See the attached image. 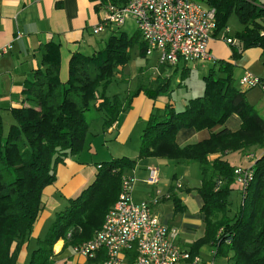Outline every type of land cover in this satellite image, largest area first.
Masks as SVG:
<instances>
[{"label": "trees", "instance_id": "trees-1", "mask_svg": "<svg viewBox=\"0 0 264 264\" xmlns=\"http://www.w3.org/2000/svg\"><path fill=\"white\" fill-rule=\"evenodd\" d=\"M206 2L215 8L214 35L225 28L234 12L240 24L235 37L242 50L259 47L264 55V0ZM114 33L98 51L72 53L65 82L59 77V45L40 46V67L22 89L21 106L10 108L14 123L6 132L0 116V264H16L20 246L41 211L43 189L57 180L59 163L81 153L87 131L100 112L105 116L102 129L106 130L141 91L154 98L164 87L165 81L153 90L140 85L133 90L124 88L121 71L129 62L130 50L138 45L142 58L145 51L139 33ZM232 53L236 59L240 50L232 46ZM233 69L231 63L216 60L202 78L201 95L190 98L182 110L166 105L163 114H151L142 130L137 156L101 162L94 180L55 213L26 264H52L53 246L59 240L71 247L90 240L117 200L123 171L148 157L198 163L197 192L203 201L204 234L190 246L191 256L209 244L213 258L226 257L228 264H264V118L247 102L245 91L236 86ZM118 77L124 82L118 86L123 90L109 94ZM231 114L241 121L237 131L222 128L201 142L184 147L175 143L179 129L211 130L222 126ZM253 146L258 148L253 163L235 166L224 158ZM211 155L216 156L209 159ZM235 167H251L252 177L244 189L240 186L239 209L229 217L228 196L231 185L237 183ZM174 203L179 208L176 200Z\"/></svg>", "mask_w": 264, "mask_h": 264}, {"label": "crops", "instance_id": "crops-1", "mask_svg": "<svg viewBox=\"0 0 264 264\" xmlns=\"http://www.w3.org/2000/svg\"><path fill=\"white\" fill-rule=\"evenodd\" d=\"M102 2L103 0H0V116L4 132L9 125L14 123L9 111L10 108L21 106L22 89L28 81L32 80L34 70L40 67V46L47 43L59 45V77L62 82H65L68 76V61L72 53L79 52L88 55L102 49L112 32H115L114 34L122 32L127 36L138 33L136 29L133 34L129 35L119 29L116 31L108 30V33L104 34L105 36H103V32L94 34L92 26L100 20L101 10L99 6ZM225 29L227 30V25ZM239 30L240 28L236 32ZM219 33L220 31L216 35L213 34L209 42V49L216 60H224L234 66L233 77L236 86L238 79L245 72L264 76V55H262L261 48L251 47L242 50V43L236 38L238 45L235 43L237 48L233 47L240 50V55L234 59L232 46L226 44L222 39L223 36L230 37V35L226 31L221 35ZM144 57L145 60H150L149 56ZM153 57L157 60V56ZM156 60L154 67L158 64ZM160 66L162 67L161 77L165 83L156 97L150 98L141 91L131 100L130 107L122 111L115 123L106 130L102 129L105 116L103 112H100L98 119L92 122L87 131L81 153L68 156L57 165V180L42 191L41 211L31 228L28 239L21 246L16 264L28 262L30 253L37 247L38 240L43 239L52 223L53 214L63 209L68 204V199L77 196L80 190L94 180L97 166L101 162L109 161L115 157L128 156L134 158L137 156L142 130L151 114H163L166 105L174 110H182L190 98L202 94L203 87H200V89L191 90L193 93H180L177 98L173 97L182 85L190 89L184 80L193 67L197 70L200 68L203 72L202 81L213 63L185 64L179 62L175 66ZM113 90L109 94L120 93L123 88L119 89L118 86H115ZM187 94H190L191 97H188ZM245 98L260 116L261 113H264V93L258 88L246 90ZM240 124L239 117L236 114H231L222 126H216L211 130L197 131L194 128H182L175 135V143L179 147H184L207 140L211 132H216L222 128H227L233 132L237 131ZM97 135L103 137V145L96 143L94 138ZM109 140L116 144L114 149L106 143ZM131 140L133 145L137 146L134 151L136 152L135 155H127L128 151L125 148ZM215 156L211 155L209 159ZM248 156L246 152L243 155L241 153H229L224 158L235 166H242L253 163L254 158L251 161L246 159ZM149 168L157 169L160 184L158 190L162 194L153 211L162 223L176 228V243L181 249L189 251L190 246L204 234V215L200 211L203 201L197 192L200 180L198 185H193L189 180L192 170L196 171L198 168V163L160 157L139 159L133 169L122 173V175L134 176L135 182L131 196L135 202L140 203L154 193V191H150V185L146 181ZM170 173L174 174L171 181L167 178ZM178 174L181 175L180 180L177 179ZM161 181L164 182L162 185ZM138 187L142 190L141 195L137 192ZM232 193L234 195L241 194L239 184L233 183L231 185L228 196L229 205L232 204L230 198ZM241 199L239 198V205ZM174 200L177 201L179 208L175 207ZM56 243L53 246L52 264H102L104 259L102 252L88 259L76 253L74 247L63 246L62 240ZM205 247H208L209 256L203 259L200 252ZM212 252L213 248L209 244H204L198 249L197 255L203 260H211Z\"/></svg>", "mask_w": 264, "mask_h": 264}, {"label": "built area", "instance_id": "built-area-1", "mask_svg": "<svg viewBox=\"0 0 264 264\" xmlns=\"http://www.w3.org/2000/svg\"><path fill=\"white\" fill-rule=\"evenodd\" d=\"M253 2V0H244ZM100 20L92 26L94 34L105 29H121L133 19L143 42L145 56L157 54L161 65L182 63H214L209 42L216 30L215 8L196 0H103ZM227 32V30H225ZM228 45L235 40L223 36ZM240 90L258 88L264 93V76L245 72L237 82ZM235 180L244 189L252 177L251 167L234 169ZM158 171L148 169L147 183L157 185ZM135 179L121 176L117 200L104 217L101 228L74 251L91 259L103 252L102 264H213L176 243L177 230L162 223L153 208L162 194L156 189L152 196L138 203L132 199Z\"/></svg>", "mask_w": 264, "mask_h": 264}, {"label": "rangeland", "instance_id": "rangeland-1", "mask_svg": "<svg viewBox=\"0 0 264 264\" xmlns=\"http://www.w3.org/2000/svg\"><path fill=\"white\" fill-rule=\"evenodd\" d=\"M198 2H200L202 5H206V0H196ZM227 25V32L228 35H230L231 38H233L234 40L236 39L235 37V32L236 30H238L240 28V24L238 21V17L237 15L232 12L226 22ZM225 28H223L222 30H220V35L223 33H225ZM120 31H124L127 34H133L136 31V23L133 19H127L125 25L120 29ZM103 36H105L104 34L108 33V29H105L104 31H102ZM101 33V32H100ZM235 43H237L238 45V40H235ZM236 47V46H235ZM237 48V47H236ZM153 56H157L156 53H153L150 57V60H145V57L142 58L141 53H139L138 50V46H135L133 49L130 50V65L129 62L126 65V68L124 67V70L122 69L121 71V75L122 78L124 77L123 80H125L124 82H122V78L118 77L116 81V83L112 84V88H115V86H119L122 83L125 84V87L127 90L129 89H134L137 85L140 86H144L145 88H156L158 86H160L163 82V77H161V72H162V67L160 66L161 64H157L155 65V67L153 66L156 62V58ZM134 60V61H133ZM157 61V60H156ZM133 62V63H132ZM199 63V62H197ZM192 71L189 73V75L185 78L184 82L186 84H188L190 86L189 88H185L183 87V85L181 87L178 88V91H176L177 93L173 96L175 98H177L180 93L186 94L188 92L193 93L191 90H197L200 89V87L202 88V81H201V77L203 76V72L201 71V69L199 68L198 70L196 68H192ZM208 73V72H207ZM206 73V74H207ZM205 74V73H204ZM237 78V76H236ZM188 97H191L190 94H187ZM5 117V115H3ZM261 117L264 118V113H261ZM92 127V126H91ZM96 140V143L103 145L104 141H103V137H101V135H97L96 138H94ZM102 141V142H101ZM106 143L109 145L110 148L114 149L113 147L116 146V144L114 142L106 141ZM127 148L126 151L127 155H135L136 152L135 148H137L136 145H133V141L131 140L130 143L127 144V146L125 147ZM248 151V152H247ZM246 151V155H249L248 157H246V159L248 158V160H252V158H254L255 154H258V148L256 146L251 147L250 149H248ZM260 152V150H259ZM241 155H243V153H241ZM196 164V163H194ZM244 166V165H242ZM236 168V167H235ZM180 174L177 175V179L180 180ZM174 177V174H168V179L171 181ZM189 180L191 181V183L193 185H198L199 184V180H200V171H199V167L196 169V171L191 172L190 176H189ZM159 180V179H158ZM164 182L161 181V185ZM181 184V183H180ZM159 182L157 183V185H150V191L153 192V190L155 191L156 189L160 188L159 186ZM81 191V190H80ZM79 191V193H80ZM137 192L139 195L142 194V190L140 189V187H138ZM135 194V192H134ZM231 203L229 205V208L227 210V214L229 217H232L234 212L237 211L239 209V198L241 199V194L237 193V194H231ZM106 215V214H105ZM55 218V213L53 214V220ZM51 223V222H50ZM57 244V243H56ZM22 246V245H21ZM21 246L19 251L21 250ZM31 247V246H30ZM207 248L205 247L204 249L201 250V255L202 258H206L209 256V254L207 253ZM230 255H232V253H229ZM211 260H213V264H228L227 262V258L223 257V256H219L216 258L210 257Z\"/></svg>", "mask_w": 264, "mask_h": 264}]
</instances>
